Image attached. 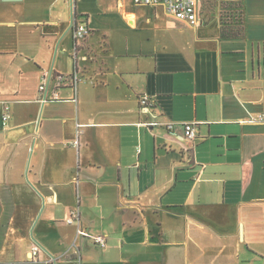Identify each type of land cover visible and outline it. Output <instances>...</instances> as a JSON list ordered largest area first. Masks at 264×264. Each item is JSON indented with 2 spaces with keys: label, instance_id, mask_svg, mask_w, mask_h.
Instances as JSON below:
<instances>
[{
  "label": "crops",
  "instance_id": "obj_1",
  "mask_svg": "<svg viewBox=\"0 0 264 264\" xmlns=\"http://www.w3.org/2000/svg\"><path fill=\"white\" fill-rule=\"evenodd\" d=\"M216 4L241 35L75 0V41L70 0H0V264L31 261L33 236L28 264H264V0ZM51 68L77 70V100L42 101Z\"/></svg>",
  "mask_w": 264,
  "mask_h": 264
},
{
  "label": "built area",
  "instance_id": "obj_2",
  "mask_svg": "<svg viewBox=\"0 0 264 264\" xmlns=\"http://www.w3.org/2000/svg\"><path fill=\"white\" fill-rule=\"evenodd\" d=\"M137 5H163L166 11L173 17L187 21L192 25H197L198 23V0H134ZM90 33V29L85 22H75L74 23V39L75 41H81L87 38ZM80 76L76 71L69 74L53 72L49 80V72H47L40 85L39 91L41 93L42 101H48L49 99H60L59 89L60 88H70L75 92V95L72 97V100H77L76 92L79 85ZM52 93L50 94V90ZM46 93V98L44 95ZM141 108H149L152 105V100L148 94H143L139 98ZM154 104V103H153ZM10 118L9 106H4V111L1 116L2 125H7L8 119ZM152 125L154 123H151ZM168 129H174L175 123L169 122L166 124ZM182 129L186 138L194 140L197 138L196 126L193 122L183 123ZM78 216L77 212H72V215L67 221L72 223ZM78 234H84V231L78 227ZM95 244L104 247L106 246V238L102 235H97L94 237ZM39 246L35 245L32 248V257L31 261L28 263L34 262L36 255L39 253ZM22 263V264H28Z\"/></svg>",
  "mask_w": 264,
  "mask_h": 264
},
{
  "label": "rangeland",
  "instance_id": "obj_3",
  "mask_svg": "<svg viewBox=\"0 0 264 264\" xmlns=\"http://www.w3.org/2000/svg\"><path fill=\"white\" fill-rule=\"evenodd\" d=\"M198 10L199 20L204 25L202 30L206 34L225 36L228 33L227 28L232 27V23H236L235 27L243 25V21L236 17L235 10L224 6L218 7L216 0H201Z\"/></svg>",
  "mask_w": 264,
  "mask_h": 264
},
{
  "label": "water",
  "instance_id": "obj_4",
  "mask_svg": "<svg viewBox=\"0 0 264 264\" xmlns=\"http://www.w3.org/2000/svg\"><path fill=\"white\" fill-rule=\"evenodd\" d=\"M70 3H71V10H72V17H71V25H70V28L73 27L74 25V12H75V0H70ZM52 73H53V68L50 69L49 71V80L52 76ZM44 98H46V93L44 95ZM45 102V101H43ZM32 151H33V146H32V149H31V154H30V158H29V161H28V165H27V169H26V179L28 181V183L40 194V192L38 191V189L35 187V185L30 181L29 179V176H28V171H29V167H30V160H31V155H32ZM33 239L34 241L38 244L39 247H41L42 249L46 250L33 236ZM52 258L53 260L55 261V258L54 256L52 255Z\"/></svg>",
  "mask_w": 264,
  "mask_h": 264
},
{
  "label": "trees",
  "instance_id": "obj_5",
  "mask_svg": "<svg viewBox=\"0 0 264 264\" xmlns=\"http://www.w3.org/2000/svg\"><path fill=\"white\" fill-rule=\"evenodd\" d=\"M242 29L243 25L236 28L232 27L225 36H239L242 34Z\"/></svg>",
  "mask_w": 264,
  "mask_h": 264
}]
</instances>
